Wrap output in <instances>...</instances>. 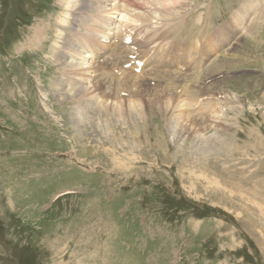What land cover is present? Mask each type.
<instances>
[{
    "label": "rangeland",
    "instance_id": "374dc122",
    "mask_svg": "<svg viewBox=\"0 0 264 264\" xmlns=\"http://www.w3.org/2000/svg\"><path fill=\"white\" fill-rule=\"evenodd\" d=\"M43 2L53 8H41ZM139 2L141 13L153 15L148 3ZM168 2L158 3L162 6L156 12L163 17L154 13L153 20L148 16L137 25L144 30L149 24L155 35L147 48L153 59L156 51L186 47L183 43L192 40L191 53L198 52V59L200 41H212L199 60V74L206 69L202 79L195 78L194 58L183 66L179 61L173 68L177 73H170L180 76L176 94L188 87L201 96L192 106L195 97L179 98L188 104L182 112L172 109L174 102H147L145 115L129 111L127 104L119 116L109 102L130 100L143 87L150 91L172 84L161 75L165 68L147 62L143 72L131 71L129 79L124 76L132 68L114 74L127 56L114 37L115 46L94 64L115 67L109 72L122 79H103L98 91L93 86L101 87L102 71L94 72L87 63L94 93L88 84L86 95L76 89L61 95L55 88L63 74L55 47L67 25L58 18L68 9L60 0H0V20L4 14L6 25L0 36L19 31L9 42L0 40V264H264V0ZM251 2L257 3L255 9ZM246 3L251 9L244 8ZM238 14L241 21L234 23ZM180 21L182 28L169 37ZM220 29L227 38L216 45L214 30L221 34ZM143 30L139 36L148 38ZM127 35L139 43L135 33ZM111 53L116 60L108 57L107 65L102 63ZM77 69L64 74L83 77ZM154 69L163 72L157 80ZM148 91L140 93L141 102ZM102 92L108 94L109 106L98 113L96 106L107 97ZM226 94L233 103L219 114L215 106L201 105L227 100ZM91 98L95 100L87 102ZM67 191L72 193L56 198Z\"/></svg>",
    "mask_w": 264,
    "mask_h": 264
},
{
    "label": "bare ground",
    "instance_id": "6f19581e",
    "mask_svg": "<svg viewBox=\"0 0 264 264\" xmlns=\"http://www.w3.org/2000/svg\"><path fill=\"white\" fill-rule=\"evenodd\" d=\"M125 1V2H124ZM140 0H60V3L63 4L64 8L68 9L69 12H64V16L60 18H58V23H61V22H67V25H66V29L64 31V34L60 36V41H56V47H55V56H56V61L59 62V64L62 66L61 67V70H60V73L62 74L61 77L58 79V81L55 82L56 86L55 88L57 89V91L61 92L62 94L61 95H64L66 93V91L68 93H71L73 90H79V91H83V93L86 95L87 92H88V84L91 85V82H93V80L95 79L94 77L91 78L89 72L91 73V71L94 70V72H97V71H102V78H99L97 75L96 77L99 78V82L101 84V87H98V86H93L94 88H96V90L100 91L102 89V85H103V79H107L108 77H110L111 80H121L122 79V76L121 77H116L114 74H116L114 72V69L115 67L113 68H110L108 65H107V62H109L108 60V57H112L113 61L116 60V56H114L112 53L107 55L104 60L102 61V63H106V67L104 66H97L94 64L96 61H97V58H99L103 53H105V55L107 54V52L109 51V46L112 44L113 46H115V42L113 41L114 40V37H117L116 41H118V46H121V50L125 51L126 53H128L129 51V45H127L124 41L125 39L128 37H124V35L126 33H128L129 31L133 32L134 30V33L136 35V38L139 40V43L137 44L141 49H143L144 51H146V53L142 56L143 59H141L143 65L140 67V72H143L145 70H142V67L144 66V64H147V62H149L148 66H150L151 64H154V68H165L164 69V73L162 71H160L159 69H154L152 70L153 72L155 71V74L154 75H160L158 74L159 71L162 72L163 74L161 75H164V76H167V80L171 81L172 84H169L167 87L163 88V89H157V87H154V88H149L150 91H148L146 89V87L142 88L140 91H137V92H134L133 95L131 94V96H129L130 100L129 99H119L118 97H115V99L113 98L112 99V102H109L110 105H111V108L110 109H113L114 111L118 112L119 116L120 115H123L124 114V111H123V107H125V105H129V111L131 112H134L136 110H139V113H143V109H144V106L147 104V102H149V104H155V103H159L160 105H162V103H166V105L168 106V104L170 102H174L173 105H172V109H177L176 111H180L182 112L184 109H188L186 108V106H188V104L184 103L183 100H179V98H183V97H186L185 95H187V97L189 99H186L187 101L189 100H192L190 97H195V99L193 98V101H191V105L193 104V102L195 103V101L201 96V94H196L198 96H194V91L193 93H189L187 91L186 87L184 91L181 90V94H176V90L174 91V89H178L179 86H176V79H180V76H177L178 74H175V76H171L170 73L172 74V72H176L175 69H173L175 66H177V64H181V62H184V64H181L180 66H183V65H187V64H190L191 61H190V58H194L196 53H191V49H194V46L196 45L195 43H193V45H190V43L193 41H189L187 43H183V44H187L186 47H171L173 49H168L166 51H156L155 52V56H154V59H153V51L151 52L152 48H149V50L147 49L150 45V42H151V38H154L155 35H153L151 32V28L150 26L148 27V25H146L143 30L142 28V25H137L138 23H141L140 20H143V19H148V16H150V20H153L154 19V13H155V18L158 19V17H161L162 15H158L159 13V8L160 6L162 5H159L158 6V3L160 0H144L145 2H143V5H145L146 3H148V6H149V11H153V15L151 14V12L149 13V15L147 14H144V13H141L140 10L137 9V5H140ZM163 1V0H162ZM168 2V0H166ZM255 1V0H254ZM257 2V0H256ZM137 3V4H136ZM163 3V2H162ZM206 3V2H205ZM250 3V2H249ZM252 3V2H251ZM169 4V2L167 3ZM254 4H257V3H254ZM254 4L252 3L251 7L253 9H255V6ZM134 5V6H133ZM142 5V6H143ZM151 5V6H150ZM169 5H173V4H169ZM250 5V4H249ZM62 6V7H63ZM147 6V4H146ZM147 6V7H148ZM244 8H250L251 7H248V4H244ZM163 7L165 8L164 10H167L169 11L171 8H169L167 5H163ZM162 7V8H163ZM177 6H175L176 8ZM258 7V5H257ZM263 7V6H262ZM145 8V7H144ZM243 8V7H242ZM243 8V10H244ZM140 9V8H139ZM173 9V8H172ZM180 9V8H179ZM178 9V10H179ZM249 9V10H250ZM261 9V8H260ZM264 8H262L263 10ZM142 10V9H141ZM145 10V9H144ZM177 10V8L175 9V11ZM258 10V9H257ZM143 11V10H142ZM158 11V13L156 12ZM161 11V10H160ZM166 11V12H167ZM172 11V10H170ZM180 11V10H179ZM178 11V12H179ZM241 11V10H240ZM252 11V10H251ZM174 12V11H173ZM243 12V11H242ZM259 12V11H258ZM264 12V11H263ZM177 13V12H175ZM175 13H169L168 17H170V15H175ZM240 13V12H239ZM250 13V12H249ZM262 13V12H261ZM91 14L92 17L89 15ZM117 14V16H120L119 19H113L114 15ZM162 14V13H161ZM167 14V13H166ZM164 15V14H163ZM182 15V14H181ZM209 15V14H208ZM259 16V14H257ZM263 15V14H262ZM261 15V16H262ZM211 16V15H210ZM264 16V15H263ZM163 17V16H162ZM167 17V18H168ZM176 17V16H175ZM115 18V17H114ZM172 18V17H171ZM170 18V19H171ZM174 18V16H173ZM246 18V17H245ZM253 18V16H252ZM255 18V17H254ZM113 19V20H112ZM161 19V18H160ZM166 19V18H165ZM164 19V20H165ZM169 19V18H168ZM175 19V18H174ZM61 20V22H60ZM171 23L173 21V19H171ZM258 20V19H257ZM263 20V18H262ZM179 21V20H177ZM240 23L241 21V14H238L235 16V19H234V23ZM245 21V20H244ZM255 21V20H254ZM260 21V20H259ZM144 22V21H143ZM181 22V21H180ZM186 22V21H185ZM188 22V21H187ZM57 23V24H58ZM154 23H157V20H154ZM153 23V24H154ZM183 22H181L178 26H175V27H172V28H176L175 31L174 29L171 31H168V36L171 37L172 34L176 33L177 32V27H181V24ZM230 23V22H229ZM137 25V27H135L134 29H131V30H128L127 31V27L126 25ZM230 24H233V22H231ZM230 24H227V26L229 27ZM243 24V23H241ZM258 24V23H256ZM261 24V23H260ZM259 24V25H260ZM60 25V24H58ZM62 25H65L62 23ZM145 25V24H143ZM225 25V24H224ZM253 25V24H252ZM251 25V26H252ZM153 26V25H152ZM232 26V25H231ZM64 27V26H63ZM205 27V26H204ZM235 27V26H234ZM45 28V27H44ZM118 28V30L116 29ZM124 28H127V29H124ZM150 28V30H148ZM63 29V28H62ZM117 30V31H114V30ZM147 31L149 32V37L148 38H145L144 35L143 37L141 38V36H139L140 34H142V31ZM200 29V28H199ZM203 29V28H202ZM180 29H178L179 31ZM201 30V29H200ZM218 30V29H217ZM225 31H227V29H224ZM239 28H236V31L233 32L232 34V38L234 40V38L236 39V36H237V32H238ZM255 30V28H254ZM63 31V30H62ZM203 31V30H202ZM206 31V30H205ZM215 32H218L217 34L214 35V39H218V43L216 45H219L220 43H222L223 41L226 40L227 36L224 35V33H222L223 30L220 29L221 31V34H219L220 32L219 31H216L214 30ZM113 32V33H112ZM146 32V33H147ZM180 32V31H179ZM178 32V33H179ZM38 33H41V32H38ZM144 33V32H143ZM150 33L152 35H150ZM157 33V32H156ZM204 33V32H203ZM129 34V33H128ZM148 34V33H147ZM226 34V32H225ZM44 36V35H43ZM132 36V35H130ZM201 36V35H200ZM230 36V35H229ZM140 37V39H139ZM199 37V36H198ZM206 37V36H204ZM29 38V37H28ZM40 38V37H39ZM230 38V37H229ZM231 38V39H232ZM58 39V37H57ZM134 39V37H133ZM144 39V40H142ZM196 39V38H195ZM45 40V39H44ZM204 40V39H203ZM208 40V38H207ZM39 41V40H38ZM198 41V40H197ZM217 41V40H216ZM215 41V42H216ZM201 42V46H200V53H199V57L198 59L194 58L197 62L194 64L195 66V70L197 69L196 73L195 74V78L200 77V75H203L206 73V69L204 70L205 73L203 74H199L200 73V69L202 66H199L201 64V62H199L202 54L206 53V49L208 50V44L210 45V43L212 42L211 40H208V41H200ZM17 43V42H16ZM169 43H167L168 45ZM39 45V44H38ZM45 45V44H44ZM215 45V44H214ZM262 45V44H261ZM112 47V46H111ZM125 47H128V49H125ZM115 48V47H114ZM176 48V49H175ZM214 48V47H213ZM197 49V48H196ZM54 50V49H53ZM54 50V51H55ZM115 49H112V51H114ZM139 50V52H141ZM207 55V54H206ZM103 56V55H102ZM122 56V55H121ZM197 56V54H196ZM211 56V55H210ZM124 55L121 57L123 58ZM227 57V56H225ZM202 60L204 58H201ZM212 59V58H211ZM241 59V58H240ZM201 60V61H202ZM208 60V59H207ZM214 60V59H212ZM211 60V61H212ZM181 61V62H179ZM232 61V59H231ZM242 61V60H241ZM101 62V61H99ZM119 62V61H117ZM87 63H90V64H93V70H89L88 69V66H84V64H87ZM204 63V62H203ZM217 63V62H215ZM228 63V62H227ZM231 63V62H230ZM230 63H228L230 65ZM99 64V63H98ZM209 64V62H208ZM220 63L217 64V66L219 65ZM222 64V63H221ZM220 64V65H221ZM263 64V63H262ZM101 65V64H100ZM111 65V64H110ZM226 65V64H225ZM121 67V66H120ZM264 67V66H263ZM69 68H71L74 72L75 70L74 69H77V68H80L84 71L83 73V77L81 78H73V76H71V74L67 73V77L65 76L64 72L67 70H69ZM168 68V69H166ZM219 68V67H217ZM223 68V67H222ZM221 68V69H222ZM117 69V67H116ZM121 69V68H120ZM220 69V68H219ZM78 70V69H77ZM212 70V69H211ZM215 70V68H214ZM240 70V69H239ZM244 70V69H243ZM114 72L113 76L110 72ZM131 71L133 73V68L132 70L128 71L127 74H125L124 78L125 79H129L131 78ZM151 71V69H150ZM73 72V73H74ZM213 72V71H212ZM81 73V72H79ZM167 73V74H166ZM177 73V72H176ZM219 73H220V70H219ZM75 74V73H74ZM77 74V73H76ZM98 74V73H97ZM211 74V73H210ZM78 75V74H77ZM82 75V74H80ZM99 75V74H98ZM129 75V76H127ZM157 75L155 77H157ZM183 73H181V77H182ZM186 73H184V76L183 78L185 79L186 77ZM208 75V74H206ZM93 76H95L93 74ZM190 76V75H189ZM153 77V76H152ZM154 77V78H155ZM162 77V76H161ZM207 77V76H206ZM212 77V76H211ZM67 78V79H66ZM134 78V76H133ZM210 78V77H209ZM66 79V80H65ZM151 79V78H150ZM153 79V78H152ZM158 79V77L156 78V80ZM162 79V78H161ZM193 79V78H192ZM202 79V78H201ZM205 78H203L204 80ZM232 79V78H231ZM124 80V79H123ZM163 80V79H162ZM196 80V79H195ZM198 80V79H197ZM196 80V81H197ZM224 81V80H223ZM166 83V81H164ZM199 82V81H198ZM197 82V83H198ZM212 82V81H211ZM169 83V82H168ZM221 83V82H220ZM96 84V82L94 83ZM112 84V83H111ZM210 84V83H209ZM212 84V83H211ZM93 85V84H92ZM92 85L90 86V91L92 93H94V89L92 87ZM213 85V84H212ZM219 85V83H218ZM222 85V84H220ZM225 85V84H224ZM104 86V85H103ZM187 86V85H186ZM236 86V85H235ZM150 87V86H149ZM222 87V86H221ZM219 87V88H221ZM212 88V87H211ZM106 89V87H105ZM173 89L174 91V94L172 95L171 94V90ZM209 89V87H208ZM216 89V88H215ZM214 89V90H215ZM117 90V89H116ZM135 90V89H134ZM145 90L148 91L149 95H148V98L145 99L144 102H141L139 99H140V93L143 92ZM205 90V89H204ZM220 90V89H219ZM133 91V90H132ZM80 92V93H81ZM226 92V91H225ZM230 92V91H229ZM104 96H107L106 99L103 101V104L100 105V106H96L97 107V111L98 113H101V112H105L106 109L108 108L109 104L107 103L110 99L108 97V94L105 93V92H102ZM196 93V92H195ZM74 94V93H73ZM97 94V93H96ZM143 94V93H142ZM211 94V93H210ZM225 94V93H224ZM75 95V94H74ZM102 95V96H103ZM118 95V92L117 94ZM168 96L166 97L164 100L162 98V96ZM204 95V94H202ZM229 94H226L223 98H228L227 100H219L218 98H214V103L215 104H211L210 101H208L209 103H206V102H203L201 105L202 107H204V109L207 107H214L215 106V111L219 114L220 112H223L221 111L223 108H225V105L227 104H230L233 103L231 101V97L229 98L228 97ZM231 95V94H230ZM68 96V95H67ZM79 96V94H78ZM100 97V95H98ZM238 96V95H237ZM60 97V96H59ZM66 97V95H65ZM81 97V96H80ZM79 97V98H80ZM91 97V96H90ZM90 97H87L90 98ZM98 97V98H99ZM122 97V96H121ZM221 97V96H219ZM234 97V96H233ZM67 98V97H66ZM74 98V97H72ZM82 98V97H81ZM138 98V99H137ZM175 100H174V99ZM235 98V97H234ZM86 99V98H85ZM84 99V100H85ZM211 99V98H210ZM95 100L94 98H91L89 99L87 102L91 101L90 103H92V101ZM201 100H205L207 101V98L204 99L202 98ZM102 101V100H101ZM129 101V102H128ZM165 101V102H164ZM82 102V101H81ZM139 104H138V103ZM212 102V101H211ZM85 103V102H84ZM205 103V104H204ZM236 103V102H235ZM234 103V104H235ZM83 104V103H82ZM138 104V105H137ZM90 105V104H89ZM194 105V104H193ZM200 105V106H201ZM228 106V105H227ZM231 107H235V105H230ZM239 106V105H238ZM86 107V105L84 107H82V109H80V112L82 113L83 109ZM114 107V108H112ZM81 108V107H80ZM166 108V106H165ZM109 109V110H110ZM148 109V108H147ZM146 109V110H147ZM191 109V108H190ZM228 109V108H227ZM231 109V108H230ZM245 109V108H244ZM198 110V109H197ZM237 110V109H236ZM108 111V110H107ZM112 111V110H111ZM215 111H211L212 114H215ZM110 112V111H109ZM191 112H194L192 109H191ZM108 113V112H107ZM113 113V111L111 112ZM127 113V112H126ZM125 113V114H126ZM138 113V114H139ZM75 114V113H74ZM115 114V113H114ZM130 114V113H129ZM128 114V115H129ZM132 114V113H131ZM144 114V113H143ZM141 115V114H140ZM145 115V114H144ZM112 116V115H110ZM116 116V115H115ZM133 116V115H132ZM142 116V115H141ZM213 116H216V115H213ZM75 117V116H74ZM127 117V116H126ZM215 118V117H213ZM223 118V117H221ZM76 119V118H75ZM133 119V118H131ZM134 119H135V115H134ZM147 119V118H146ZM218 119V118H217ZM114 120V119H113ZM141 120V119H140ZM216 120V119H215ZM219 120V119H218ZM137 121V120H136ZM142 121V120H141ZM128 122V121H127ZM133 122V121H132ZM225 122V121H224ZM68 123V122H67ZM79 123V122H78ZM87 123V122H86ZM92 123V122H91ZM111 124V123H110ZM121 124V123H120ZM136 124V123H135ZM148 124V122H147ZM141 125V124H140ZM108 126V125H107ZM126 126V125H125ZM82 129V128H81ZM131 130V129H130ZM140 132V131H139ZM121 133V132H120ZM125 133V131H124ZM128 133V132H127ZM179 134V133H178ZM209 134V133H208ZM78 136V135H77ZM128 136V135H127ZM205 136V135H204ZM219 136V135H218ZM215 135H214V138L215 139H218ZM113 137V136H112ZM105 138V137H104ZM120 138V136H119ZM127 138V137H126ZM201 139L203 137H200ZM205 138V137H204ZM212 139L213 136H211ZM85 139V138H84ZM79 140V139H78ZM118 140V139H117ZM116 140V141H117ZM127 140V139H126ZM216 141V140H215ZM84 143V142H83ZM85 144V143H84ZM161 144V143H160ZM159 144V145H160ZM81 145V144H80ZM141 149V148H140ZM146 151V150H145ZM228 154V153H227ZM144 155V154H143ZM172 155V154H171ZM143 158V156H142ZM200 159V158H198ZM207 159V158H206ZM200 161V160H199ZM154 162V161H153ZM136 164V163H135ZM232 164V163H231ZM133 166V165H132ZM135 166V165H134ZM115 167V166H114ZM260 167V166H259ZM224 169V168H223ZM166 170V169H165ZM169 171V170H168ZM83 173V172H82ZM254 173V172H253ZM194 174V173H193ZM206 174V173H205ZM206 176V175H205ZM185 177V176H184ZM53 182V181H52ZM12 194V193H11ZM46 201V200H45ZM170 215V214H169ZM195 219V218H194ZM197 219V218H196ZM194 224V223H193ZM104 251V250H103ZM88 253V252H87ZM105 255V254H104ZM84 256V255H83ZM85 257V256H84ZM155 263V262H154Z\"/></svg>",
    "mask_w": 264,
    "mask_h": 264
}]
</instances>
